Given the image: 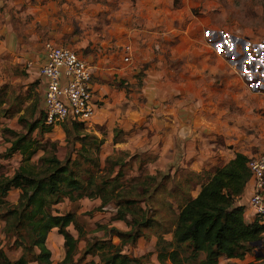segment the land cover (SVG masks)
<instances>
[{"label": "rangeland", "instance_id": "rangeland-1", "mask_svg": "<svg viewBox=\"0 0 264 264\" xmlns=\"http://www.w3.org/2000/svg\"><path fill=\"white\" fill-rule=\"evenodd\" d=\"M73 1L0 0V178L12 176L22 163L20 153L6 155L17 133L23 132L26 123L40 120L43 113L42 82L38 74V67L43 61V44L52 42L74 49L92 65L93 86L97 92L101 86L109 87L100 103V106H105L104 112L100 113L105 118L110 117L115 124L111 123L110 128H107L105 123H100L93 129H87L85 125L61 122L56 124L53 132L45 131L41 135H37L38 128H35L31 133L33 137L37 136L38 149L30 162H36L44 154H54L60 160L70 155L74 159L77 151L89 141L85 147L98 166L92 167L85 162L81 164V169L89 168L98 184L101 180H111L120 171L121 176L117 182L119 185L114 192L116 201L121 205L132 201L129 207H134L137 215H140L139 209L148 208L146 215L153 217L154 221L149 226L135 227L143 235L132 243L127 240V236H118L109 231L112 227L121 232L131 229V215L118 218L116 204L96 208L100 200L96 204H93L95 199L86 198L79 202L64 201L57 211L74 210L86 232L85 237L79 238L76 254L69 264L99 262V254L86 255L79 261L86 241L97 239H109L112 243L119 244L122 253L139 258L141 264H173L169 258H160L159 254L161 247L164 249L165 244L170 242V233L179 209L177 202L181 204L185 199L182 181L187 179L186 189L194 190L197 186L194 184L200 181L202 174L186 168L183 169L182 176L177 178L180 171L178 168L174 174L159 171L155 176H150L149 164L152 157L143 146L142 150H114V153L108 154L111 148L108 149L109 144L105 142L110 132L113 140H131L134 133H131L133 130L130 129L129 118L136 116L140 107L147 106V117L155 109V104L145 95V82L150 68L159 65L164 69V65L168 67L170 64L199 65L203 59L205 79L212 78L215 86L220 85L223 80L240 83L244 80L252 91L255 89L256 93L246 92L242 94V98L239 97L241 105L236 106L234 137L239 147L246 148L248 157L263 154L264 0H188L186 3H178L177 0L176 8L184 15L193 17V21L189 30L185 31L188 35H183V31L176 32L177 35L168 41L167 49L160 57L143 54L144 51L147 52L144 49L149 47L148 41L138 39L137 49L130 47L128 50L123 40L104 37L106 16L101 4L109 2L116 5L122 0H89L92 5L87 10L75 7ZM127 11L132 12L131 9ZM82 12H85L84 16ZM196 18L202 22L199 31L205 32L202 38L189 34L190 30H196ZM115 19L114 17L113 20ZM210 46L220 51L222 57L213 55ZM126 57H130L128 62L124 61ZM229 65L236 68L237 74L233 73L235 69L232 70ZM169 69L166 68V74H175ZM147 101L151 107L143 105ZM21 115L23 120H19ZM145 123L147 122L139 121L136 125L144 128L148 126ZM109 160L111 161L107 162ZM116 160L119 162L115 164ZM86 177V174L83 175V178ZM191 181L194 182L193 185L190 184ZM19 194L18 189H11L6 200L15 203ZM3 224L0 220V247L11 260H15L21 251L9 248L2 233ZM68 231L78 237L73 226H69ZM60 237L57 230H54L49 240L47 239L52 264H62L64 246L63 238ZM159 237L164 242L156 246ZM257 253L264 255V250L257 248ZM189 256L188 250H179V257L186 264H198L204 254L200 253L197 258Z\"/></svg>", "mask_w": 264, "mask_h": 264}, {"label": "trees", "instance_id": "trees-1", "mask_svg": "<svg viewBox=\"0 0 264 264\" xmlns=\"http://www.w3.org/2000/svg\"><path fill=\"white\" fill-rule=\"evenodd\" d=\"M32 107L35 109L36 104ZM23 118L21 115L19 120ZM73 124L83 125L78 122ZM24 128L22 133H17L6 152L8 156L20 153L22 163L12 176L0 178V220L4 223L2 233L9 248L20 249L21 254L11 260L0 247V264H51L47 239L54 228L63 238L64 257L61 263L72 262L79 238L85 237L86 232L74 212L59 214L56 211L55 206L66 199L74 202L84 197L99 198L100 205L96 208L116 204L118 218L131 215V229L121 232L112 227L109 231L118 236H127V240L132 243L143 235L135 227L149 226L154 219L146 215L148 208L139 209L140 215H137L134 207H129L132 201H126L125 205L116 201L114 192L119 185L120 171L111 180H101L98 184L89 168L81 169V164L85 162L92 167L98 166L85 147L89 141L77 151L74 159L70 155L60 160L54 154H44L31 163L30 159L38 149L37 136H32V130L38 128L37 135H41L52 127L44 124L42 113L40 120L26 123ZM247 161L246 155L236 153L226 165L214 169L196 197H187L181 204L177 202L179 213L172 226V240L165 244L164 249L161 247L160 258H169L173 264H186L179 257V250L184 249L189 251L190 258L204 254L198 264H217L218 258L223 255L242 258L253 249V242L264 238V224L260 223L258 217L246 222L244 208L234 206L236 197L242 194L251 175ZM85 174L87 177L83 178ZM11 189L20 191L15 203L6 200ZM69 226L77 230V238L68 231ZM161 242H164L163 238L159 237L156 246ZM89 254H99V262L92 264H141L139 258L122 253L120 245L109 239L86 241L79 261Z\"/></svg>", "mask_w": 264, "mask_h": 264}, {"label": "crops", "instance_id": "crops-1", "mask_svg": "<svg viewBox=\"0 0 264 264\" xmlns=\"http://www.w3.org/2000/svg\"><path fill=\"white\" fill-rule=\"evenodd\" d=\"M88 1L74 0L73 2L75 7H84L87 10L92 5ZM186 2L189 1H178V3ZM101 6L104 8L106 16L104 37L110 40H123L129 49L130 47L137 49L136 41L138 39L148 41L150 51L148 52L146 47L147 49L144 50L147 52L144 51L143 54L146 56L151 54V57H160L167 49L168 41L177 35L176 32L183 31V35H188V32L185 31L189 30L188 27L193 21V17L184 15L177 9V0H135L133 3L130 0L129 2L122 0L116 5L103 2ZM127 9H131L132 12L130 13ZM114 17L115 20H113ZM195 21L196 30H190L189 34H196L195 38L198 36L202 38L205 33L203 30L199 31L202 22L197 18ZM210 50L213 55L222 57L220 51L214 47L210 46ZM203 61L201 59L202 63L199 65L170 64L168 67L164 65V69H161L159 65L150 68L145 82V95L149 101L152 100L155 104V109L147 117V106L140 107V111H136V116L128 117L131 122L130 129L133 130L131 133H134V135L131 134V140H113L114 137L110 132L105 142L109 144L108 149L111 148V151L107 152L108 154L114 153V150L116 152L118 150H142L143 146L152 157L149 164L150 176H155L159 171L174 174L178 168L180 171L177 178L182 176L183 169L186 168H190L189 171H194L196 174H202L200 181L195 184L190 182L191 185H197L194 190L188 191L186 189L188 180L183 179L182 185L184 186L181 188L185 198L196 197L202 184L207 182L214 169L226 165L234 159L236 153L247 156L246 148L239 147L234 137L235 115L238 109L236 106L241 105L239 97L242 98L243 93H256L248 87L244 80L241 83L223 80L220 85L215 86L212 78L205 79ZM229 66L232 70L235 69L233 73L237 74L236 68L232 65ZM166 68H170L169 71L175 74H166ZM100 88L99 92L95 88L94 91L96 97L102 100L103 94L108 93L109 87L101 86ZM208 88H212V90ZM149 101L143 105L151 107ZM101 107L96 112L97 117L95 116L93 120V126L105 123L107 128H110L111 123L115 124L114 120L111 121L110 117L105 118L103 113H100L104 112L105 106ZM139 121L141 123L146 121L145 124L148 126L142 128L139 124L136 125ZM55 127L56 124L50 131L53 132ZM250 195L251 178H249L242 194L234 201V206L244 208L243 215L246 222H252L256 217L248 202ZM92 199H95L93 204L100 200L99 198ZM64 201L71 203L67 199ZM61 203L55 206L56 211L60 209ZM57 212L59 214L74 212L79 220V216L74 210ZM178 213L179 209L176 214ZM261 223L264 224V219ZM54 230L57 229H52L50 234ZM171 240L172 233H170ZM217 264H264V255L257 253V247L253 246V249L246 252L242 258H228L223 255L218 258Z\"/></svg>", "mask_w": 264, "mask_h": 264}, {"label": "built area", "instance_id": "built-area-1", "mask_svg": "<svg viewBox=\"0 0 264 264\" xmlns=\"http://www.w3.org/2000/svg\"><path fill=\"white\" fill-rule=\"evenodd\" d=\"M129 60L130 57L124 58L125 62ZM38 74L42 82L44 124L78 122L93 129L102 100L94 91L92 65L74 49L45 42ZM247 166L251 173L248 202L261 223L264 219V153L250 156Z\"/></svg>", "mask_w": 264, "mask_h": 264}, {"label": "water", "instance_id": "water-1", "mask_svg": "<svg viewBox=\"0 0 264 264\" xmlns=\"http://www.w3.org/2000/svg\"><path fill=\"white\" fill-rule=\"evenodd\" d=\"M253 246L264 250V238L252 243Z\"/></svg>", "mask_w": 264, "mask_h": 264}]
</instances>
